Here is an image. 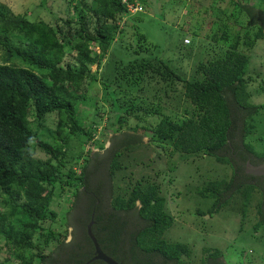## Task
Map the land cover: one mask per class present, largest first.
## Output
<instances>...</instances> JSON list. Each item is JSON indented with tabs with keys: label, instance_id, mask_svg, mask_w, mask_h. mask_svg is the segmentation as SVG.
I'll list each match as a JSON object with an SVG mask.
<instances>
[{
	"label": "trees",
	"instance_id": "trees-1",
	"mask_svg": "<svg viewBox=\"0 0 264 264\" xmlns=\"http://www.w3.org/2000/svg\"><path fill=\"white\" fill-rule=\"evenodd\" d=\"M219 1L233 4V21L220 18L225 8H212L216 26L205 35L212 43L189 74L150 51L138 30L146 0H69L68 14L51 21L15 14L0 2V207L7 209L0 208V237L11 252L5 264H85L94 250L86 232L92 212L101 249L121 264H223L221 250L206 246L196 253L170 235L174 220L161 183L137 171L152 161L151 144L183 163L211 157L215 164L202 176L197 195L212 200L209 212L229 207L240 226L253 218L254 238L264 236L256 232L264 229V176L245 171L247 160L264 161V128L256 121L264 102L253 103L249 89L253 74H260L250 69V52L264 40V0ZM130 4L139 7L131 11ZM127 23L136 45L125 43L126 56L113 58ZM67 55L75 60L65 63ZM95 63L103 70L91 71ZM92 81H99L109 104L108 125L134 133L123 132L124 144L145 148L139 159H128L135 148L125 146L114 145L91 163L90 150L83 152L99 124L86 122L81 108L90 103L98 109L86 91ZM260 81L254 93L264 91ZM50 114L56 116L53 129L44 124ZM149 115L158 116L157 122L139 124ZM144 132L147 143L138 141ZM37 149L49 156L37 157ZM94 164L104 170L103 187L91 185ZM56 197L70 203L60 212L73 224L69 241L66 228L54 225L60 217L51 208Z\"/></svg>",
	"mask_w": 264,
	"mask_h": 264
},
{
	"label": "rangeland",
	"instance_id": "rangeland-1",
	"mask_svg": "<svg viewBox=\"0 0 264 264\" xmlns=\"http://www.w3.org/2000/svg\"><path fill=\"white\" fill-rule=\"evenodd\" d=\"M68 1L0 0V2L6 4L15 14L24 12L27 13L30 19L39 18L45 21H51L60 15L66 16L68 14ZM185 1L187 4L180 7L173 5L172 2L167 4L165 0H146V5L142 6L143 11L138 13L142 17V21L138 24V30L148 38L150 42L149 47H151L150 51L154 55H158L166 60L174 69L180 68L183 73L189 74L190 70L195 66L193 62L198 58L200 59V53L212 43V39L209 36H205L206 30L212 26V20L216 18L212 8L216 6L225 8V14H222L220 18L229 21H233V15L231 16L230 14L234 10L231 2L222 3L219 0ZM249 1L253 2L255 0ZM132 23L131 25L129 24L130 26L127 24L124 25L123 34L117 37L120 38L123 36L125 40L118 44V49L114 53L113 58H119L121 55L126 56L125 53H127L129 44L125 43L129 42L136 45L135 38L132 35ZM213 26L215 27L216 25L213 24ZM185 38L189 39L190 42H185ZM94 50L96 53L99 51L97 47ZM250 53V69L260 72L259 75L253 74L255 81L250 82L249 85V89L253 92L251 101L255 104H260L264 102V91L258 93H254V91L258 88L261 82L260 80L264 78V40H259ZM107 59L105 56L102 59V63L104 64ZM72 60L75 59L71 55H67L64 62H72ZM0 61H4V53L1 49ZM18 65H20V62H18ZM102 67L99 66V69H97L96 63L90 65L91 71H102ZM88 87L89 89L86 90L87 94L93 98L92 101L94 99L97 101L98 109L90 103H85L81 107L84 110L83 115L86 122L92 119H98L99 122L93 141L87 142L83 149V152H87L88 149L90 150V163L93 157L106 155L107 150L114 147V145L118 148L124 146L126 148L131 147L130 149L132 151L135 148L132 154L127 151V157L128 159H139L142 156L140 150H144L145 148L138 147L140 144L133 141L124 144V140L122 141L121 139L124 136L123 132L129 134L134 133L130 130L115 132L113 130L114 127L108 125L110 107L103 96L102 86L99 81H92ZM100 112L103 113V116L98 115ZM112 119L110 118V120ZM157 120L158 116L149 115L141 123L139 122V124H145L149 127L151 124L157 122ZM135 121L134 118H129L131 125L135 124ZM256 121H259L257 128H264V110L260 111V115L256 117ZM55 122L56 116L50 114L44 124L53 129ZM139 135H137L139 136L138 141L141 143H147L150 140L148 133L144 132ZM254 136L250 137V141ZM148 148L147 153L151 154L153 159L148 164L144 162L143 166H139L137 171L139 174H144L152 178L155 177L156 181L161 183L162 192L166 199V209L173 216L174 220L170 235L175 239L190 243L196 253H200L203 247L206 246L221 250L220 259L223 264H264V236L258 240L254 238L252 234L254 219L250 218L245 221L244 225L241 224L240 226L236 214L229 207H223L216 212H209V208L213 203L212 200L197 195V186L200 185L202 176L203 178L209 176L208 173L210 174V172H207V170L209 165L215 164L214 160L211 157H206L205 159L183 163L180 162L179 157L177 159L176 154L170 158L168 155L169 152L166 153L164 151L163 153L154 144L149 145ZM153 149L154 151H152ZM156 152L161 155L160 158L159 156L157 157ZM35 155L44 159L49 156V154L40 149L35 150ZM80 162L83 163L84 161L80 159ZM92 168L91 185L93 187H103L104 170H102L100 165L97 166L95 164ZM75 169L78 173L80 166L75 165ZM230 172L231 170L227 168V177L230 176ZM82 203L83 201L79 205ZM69 206L70 203L64 197H56L51 203V208L58 210L59 213L65 210V207ZM0 208L3 212L7 211L6 208ZM80 211L81 206H78L75 209V214H79ZM63 216L65 215L60 213L59 220L54 225L60 229L66 228V240L69 241L72 237L73 224H66ZM262 231L264 229L261 226L256 232L260 234ZM0 244L3 247L0 252V264H5L8 263L11 252L8 250L5 240L2 237H0Z\"/></svg>",
	"mask_w": 264,
	"mask_h": 264
},
{
	"label": "water",
	"instance_id": "water-1",
	"mask_svg": "<svg viewBox=\"0 0 264 264\" xmlns=\"http://www.w3.org/2000/svg\"><path fill=\"white\" fill-rule=\"evenodd\" d=\"M245 171L251 175L264 176V161L253 164V163H250L249 160H247ZM93 216H94V213L92 212L91 218L86 225V232H87L88 237L92 241L94 250H93L92 256L85 262V264H89L90 262H92L94 260H102L106 264H121L120 262H118L117 260H115L114 258L109 256L108 254H106L101 249L95 235L92 232V225L94 224Z\"/></svg>",
	"mask_w": 264,
	"mask_h": 264
},
{
	"label": "built area",
	"instance_id": "built-area-1",
	"mask_svg": "<svg viewBox=\"0 0 264 264\" xmlns=\"http://www.w3.org/2000/svg\"><path fill=\"white\" fill-rule=\"evenodd\" d=\"M137 9H138V6H135V7H134V6L131 5V4L129 5V10H131V11H136ZM184 41H185V42H189V39L185 38Z\"/></svg>",
	"mask_w": 264,
	"mask_h": 264
},
{
	"label": "flooded vegetation",
	"instance_id": "flooded-vegetation-1",
	"mask_svg": "<svg viewBox=\"0 0 264 264\" xmlns=\"http://www.w3.org/2000/svg\"><path fill=\"white\" fill-rule=\"evenodd\" d=\"M246 163V162H245ZM251 163V162H250ZM245 167H246V165H245Z\"/></svg>",
	"mask_w": 264,
	"mask_h": 264
}]
</instances>
